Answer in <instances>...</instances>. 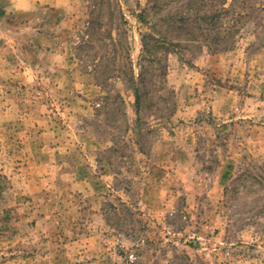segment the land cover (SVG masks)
<instances>
[{
    "label": "rangeland",
    "instance_id": "374dc122",
    "mask_svg": "<svg viewBox=\"0 0 264 264\" xmlns=\"http://www.w3.org/2000/svg\"><path fill=\"white\" fill-rule=\"evenodd\" d=\"M0 264H264V0H0Z\"/></svg>",
    "mask_w": 264,
    "mask_h": 264
},
{
    "label": "trees",
    "instance_id": "16d2710c",
    "mask_svg": "<svg viewBox=\"0 0 264 264\" xmlns=\"http://www.w3.org/2000/svg\"><path fill=\"white\" fill-rule=\"evenodd\" d=\"M0 13L3 14V10H1Z\"/></svg>",
    "mask_w": 264,
    "mask_h": 264
}]
</instances>
